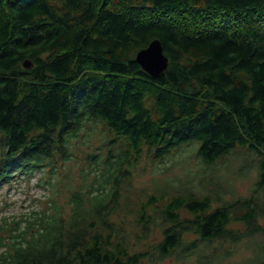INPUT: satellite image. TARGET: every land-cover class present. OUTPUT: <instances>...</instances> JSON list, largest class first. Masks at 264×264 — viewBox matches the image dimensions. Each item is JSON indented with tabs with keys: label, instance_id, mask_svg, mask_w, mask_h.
I'll return each instance as SVG.
<instances>
[{
	"label": "trees",
	"instance_id": "1",
	"mask_svg": "<svg viewBox=\"0 0 264 264\" xmlns=\"http://www.w3.org/2000/svg\"><path fill=\"white\" fill-rule=\"evenodd\" d=\"M155 38L170 58L158 77L136 60ZM241 148L257 159L249 196L136 190L144 155L165 175ZM35 172L48 200L0 218V264H147L195 250L218 264L231 241L264 242V0H0V188Z\"/></svg>",
	"mask_w": 264,
	"mask_h": 264
},
{
	"label": "rangeland",
	"instance_id": "2",
	"mask_svg": "<svg viewBox=\"0 0 264 264\" xmlns=\"http://www.w3.org/2000/svg\"><path fill=\"white\" fill-rule=\"evenodd\" d=\"M93 142H97L95 139ZM84 149L87 147L83 146ZM81 156V155H80ZM82 158V156L80 157ZM192 161L176 165L173 168L175 172L164 173L155 169L152 159L143 156L139 166L136 168L134 182L137 185V191L149 196L153 193L160 194L163 187L172 186L177 182L181 189L192 186L199 191L204 192L208 187H215L217 184L224 185L234 192L224 194L225 199H233L237 195H251L254 188L257 187L258 168L255 163L257 159L255 154L246 148H241L231 156L220 159L214 164H206L198 157L192 156ZM75 163L74 170L79 172L80 164L86 165V162L80 159V163ZM77 162V164H76ZM159 172V173H158ZM44 173L35 172L33 175L25 173L4 183L0 188V218H7L9 221L19 218L26 213H32L46 204L49 192L45 185L40 183L44 180L41 176ZM183 176V177H181ZM168 177V178H167ZM186 179V180H184ZM192 180V181H191ZM40 181V182H39ZM183 187V188H182ZM184 189L183 191H186ZM180 191V190H178ZM176 192L175 190L172 191ZM259 197L264 198V191H260ZM259 221L264 225V213L259 215ZM231 226L235 229L245 230V224L240 221H234ZM257 236L260 237V234ZM259 237L245 236L239 241L229 242L232 246L230 254L223 258L218 264H253L256 263V255L260 252V245L264 243ZM228 242V240H226ZM263 248V247H262ZM192 253V252H191ZM209 251L199 253L197 250L189 258H181L178 255H170L152 262L147 259V264H206L205 261L212 259L208 255ZM259 255V254H258ZM253 260V262H252Z\"/></svg>",
	"mask_w": 264,
	"mask_h": 264
},
{
	"label": "water",
	"instance_id": "3",
	"mask_svg": "<svg viewBox=\"0 0 264 264\" xmlns=\"http://www.w3.org/2000/svg\"><path fill=\"white\" fill-rule=\"evenodd\" d=\"M136 60L152 76L158 77L168 67L170 58L164 51L162 41L155 38L146 47L137 51ZM23 64L29 67L33 62L27 58Z\"/></svg>",
	"mask_w": 264,
	"mask_h": 264
}]
</instances>
